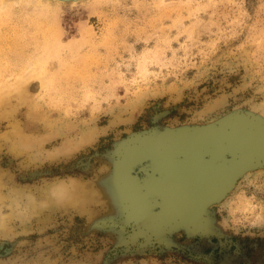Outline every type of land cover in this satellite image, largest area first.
I'll list each match as a JSON object with an SVG mask.
<instances>
[{"label":"rangeland","instance_id":"rangeland-1","mask_svg":"<svg viewBox=\"0 0 264 264\" xmlns=\"http://www.w3.org/2000/svg\"><path fill=\"white\" fill-rule=\"evenodd\" d=\"M244 123L264 133V0H0V264H264V161L157 224L181 136Z\"/></svg>","mask_w":264,"mask_h":264},{"label":"water","instance_id":"water-1","mask_svg":"<svg viewBox=\"0 0 264 264\" xmlns=\"http://www.w3.org/2000/svg\"><path fill=\"white\" fill-rule=\"evenodd\" d=\"M253 128L245 123L225 124L198 134L181 136L179 142L181 147V205H179L181 213L172 216L163 214L165 217H159L158 219L162 221H157V224L165 222L167 225L179 221L192 223L201 208L219 200L245 169L264 161V133ZM246 142L248 143L245 145ZM160 144L137 150L138 158L136 160L146 163L141 166L142 176L138 177L137 181L147 183L151 179V175L155 173L153 171L155 168L150 170L148 167V165L154 164V161L146 158V154L154 152L157 148L166 147V145ZM171 144L170 146H173L176 143ZM223 145L231 146L232 151L240 149V155L232 156L229 161H185L193 153H200L204 157L210 153V150L214 151ZM254 150L255 152H253ZM220 162L223 164L218 166ZM146 167H148L147 170ZM155 206L156 208L158 206L159 212L164 207L161 203Z\"/></svg>","mask_w":264,"mask_h":264},{"label":"crops","instance_id":"crops-1","mask_svg":"<svg viewBox=\"0 0 264 264\" xmlns=\"http://www.w3.org/2000/svg\"><path fill=\"white\" fill-rule=\"evenodd\" d=\"M1 245H2V243H1ZM0 250H1V247H0ZM0 253H1V251H0Z\"/></svg>","mask_w":264,"mask_h":264},{"label":"flooded vegetation","instance_id":"flooded-vegetation-1","mask_svg":"<svg viewBox=\"0 0 264 264\" xmlns=\"http://www.w3.org/2000/svg\"><path fill=\"white\" fill-rule=\"evenodd\" d=\"M157 210V209H156Z\"/></svg>","mask_w":264,"mask_h":264}]
</instances>
